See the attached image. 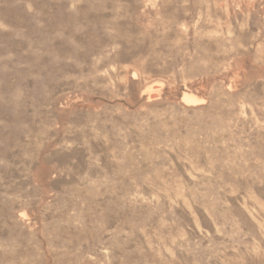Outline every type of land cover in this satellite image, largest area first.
I'll return each mask as SVG.
<instances>
[{"label":"rangeland","instance_id":"rangeland-1","mask_svg":"<svg viewBox=\"0 0 264 264\" xmlns=\"http://www.w3.org/2000/svg\"><path fill=\"white\" fill-rule=\"evenodd\" d=\"M0 264H264V0H0Z\"/></svg>","mask_w":264,"mask_h":264}]
</instances>
